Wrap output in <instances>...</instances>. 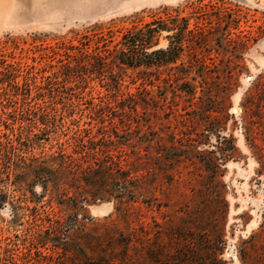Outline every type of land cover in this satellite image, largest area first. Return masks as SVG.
Masks as SVG:
<instances>
[{
  "label": "trees",
  "instance_id": "obj_1",
  "mask_svg": "<svg viewBox=\"0 0 264 264\" xmlns=\"http://www.w3.org/2000/svg\"><path fill=\"white\" fill-rule=\"evenodd\" d=\"M198 23L191 28L190 17L182 16L178 8L164 7L150 20L127 28L120 38L108 27L96 39L87 37L88 42L72 48L77 52L69 56L64 72L67 79L85 82L96 72L117 87L128 69L158 80L166 70L169 77L163 80L170 81L191 107L178 133L158 132L148 120L143 122L142 115L151 113L148 90L101 105L95 112L101 123L110 115V124L100 126L95 135L85 129L68 137L66 129L67 138L57 142L56 150L43 148L44 135L56 134L59 127L44 107L33 110L24 105L12 114L11 122L2 123L0 182L9 181L19 190L39 185L40 197H48L43 205L48 210L27 206L41 222L29 237L35 253L42 256L39 246L51 243L66 264H229L224 255L230 204L220 177L222 165L240 154L237 138L225 132L241 69L233 60L239 57L233 40L221 23L217 30L225 32L216 38L207 21ZM164 32L166 47L159 46ZM214 40L230 53L229 64L208 62ZM10 85L18 89L14 82ZM25 86L23 93L30 89L27 82ZM242 107V132L259 164L257 174L264 177V73L246 91ZM36 118L43 125L39 132H34ZM114 118H119L118 124ZM186 161L200 174L175 178L181 173L176 167ZM180 184L191 194L180 192ZM97 202H114L115 218L110 214L90 228L86 208ZM163 207L174 210L164 212ZM144 208L155 209L163 221L153 217L149 226L141 220ZM235 248L240 264H264V214L258 229L240 238ZM7 261L17 264L13 256Z\"/></svg>",
  "mask_w": 264,
  "mask_h": 264
},
{
  "label": "rangeland",
  "instance_id": "obj_2",
  "mask_svg": "<svg viewBox=\"0 0 264 264\" xmlns=\"http://www.w3.org/2000/svg\"><path fill=\"white\" fill-rule=\"evenodd\" d=\"M164 7L178 8L182 16L190 17L191 28L195 27L196 21L200 26L207 21V25L213 28V38L225 32L217 30L221 23L239 56L233 58L241 72L238 87L230 97L227 110L230 119L225 133H233L237 138L240 154L222 165L220 178L226 184L230 204L228 248L224 257L229 264H240L235 245L240 238H246L258 229L264 214V177L257 174L259 164L240 125L245 93L258 75L264 73V0H0V127L4 128L2 123L6 120L11 122L12 114L19 113L24 105L33 110L38 106L44 107L55 116L60 128H57L56 134L49 132L44 135L43 148L49 151L54 146L53 150H56L57 142L67 138L64 134L66 129L69 130L68 137L77 130L85 129H90L95 135L100 126L109 125L110 115H105V122L101 123L99 112H95L101 105L106 102L114 105L115 101L129 94L139 97L141 93L145 94L144 90H148V97L153 98L148 105L151 113L142 115L143 122L148 120L158 132L178 133L182 121L189 117L191 107L180 91H173L170 81L163 80L169 77L166 70H161L158 80L155 76L142 78L138 70L128 69L117 87L110 79H101L103 77L96 72L90 74L86 82L74 77L67 79L64 73L69 56L77 52L72 48L88 42L87 37L96 39V34L109 27L114 30V37L120 38L127 28L150 20ZM166 34L164 32L160 37L159 46L168 45ZM109 44L113 46V43ZM213 45L215 49L209 55L212 60L208 59V62L220 66L229 64L230 53L216 45L215 40ZM13 82L18 89L10 85ZM26 82L30 84V89L23 93L26 92ZM138 110L140 113L143 111L141 106ZM35 120L37 127L34 132H39L43 125L37 118ZM113 121L118 124L119 118ZM211 142L214 143L215 139L212 138ZM40 151L36 149V152ZM176 168L181 173L176 171L175 178H179L178 175L180 178L188 177L189 172L196 177L200 174L196 165L188 161ZM166 187L167 184L164 185ZM179 191L191 194V189L182 184ZM41 193L39 185L19 190L9 181L7 184L0 182V198H5L2 204L0 201V264H4L10 256L17 264H66L59 250L52 249L51 243L39 246L42 256L35 253L30 244L29 237L41 222L35 221L34 209L30 210L27 206L48 210V207H43L48 197L41 198ZM102 203L110 204L99 212L94 207ZM86 209L90 228L104 222L110 214L115 218L114 202H97ZM173 210L174 207L162 208L164 212L172 213ZM143 214L141 220L151 227L153 217L163 221L155 209L144 208Z\"/></svg>",
  "mask_w": 264,
  "mask_h": 264
},
{
  "label": "bare ground",
  "instance_id": "obj_3",
  "mask_svg": "<svg viewBox=\"0 0 264 264\" xmlns=\"http://www.w3.org/2000/svg\"><path fill=\"white\" fill-rule=\"evenodd\" d=\"M235 111L236 112L238 111L237 107L235 108ZM108 204H110V203H104V204L102 203V205H96V207H94V208L95 209L97 208L99 210V212H101V211L103 212V210H105L107 208ZM105 206H106V208H105Z\"/></svg>",
  "mask_w": 264,
  "mask_h": 264
}]
</instances>
